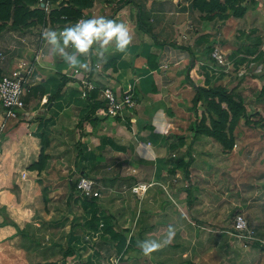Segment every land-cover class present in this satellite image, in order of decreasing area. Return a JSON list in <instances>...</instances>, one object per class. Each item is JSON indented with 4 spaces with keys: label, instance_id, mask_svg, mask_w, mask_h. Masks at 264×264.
<instances>
[{
    "label": "crops",
    "instance_id": "crops-1",
    "mask_svg": "<svg viewBox=\"0 0 264 264\" xmlns=\"http://www.w3.org/2000/svg\"><path fill=\"white\" fill-rule=\"evenodd\" d=\"M194 1L132 0L119 7V0H96L93 8L84 12V17L104 15L123 21L132 30V44L126 52H117L112 46L103 56L93 52L82 58L93 67L97 101L105 88L121 95L134 93L137 105L126 121L102 112L90 114L92 102L79 80L69 76L74 69L53 54L43 38L45 29L61 28L47 23L41 32L3 33L2 77L20 61L37 64L20 117L6 121L0 109V127L4 126L0 142V264H264V245L235 239L227 221V212L236 209L246 214L258 232H264V201L255 203V195L250 193L264 184L255 174V165L243 155L245 165L239 168L233 161L237 149L225 154L219 147L203 145L204 139L197 137L193 147L172 145L176 136H193L186 122L193 118L189 107L194 87L204 86L209 73L203 69L210 61L207 46L235 51L231 56L240 57L239 48H232L238 46L234 34L239 27L264 22V0H246L244 17L223 21L204 19ZM73 128L81 145L77 159L81 173L76 174L103 187L98 200L103 216H112L114 230L127 239L121 253L116 242L107 237L113 244L99 240V245H89L96 239L90 235L93 230L84 231V241L74 233L77 215L67 206L74 199L70 179L75 176L67 175L70 170L63 166L65 138ZM43 136L48 141L49 159L40 172L30 166L40 158ZM182 156L185 162L191 161L189 177L182 169L173 172L175 161ZM219 172L232 176L228 175L229 181L224 178L230 192L212 189ZM142 183L151 185L145 194L131 191ZM236 185L241 192H234ZM234 194L241 199L234 200ZM62 206L64 226L55 212ZM81 212L83 216L78 217L82 216L83 222L90 219ZM170 225L174 234L168 238ZM61 233L65 238L59 242ZM145 238L160 239L162 244L145 254L138 246Z\"/></svg>",
    "mask_w": 264,
    "mask_h": 264
},
{
    "label": "trees",
    "instance_id": "trees-1",
    "mask_svg": "<svg viewBox=\"0 0 264 264\" xmlns=\"http://www.w3.org/2000/svg\"><path fill=\"white\" fill-rule=\"evenodd\" d=\"M55 4L60 2V7L53 9L50 13H46L41 8L40 0H0V36L8 29H22L36 24H45L48 20L59 28H63L66 25L74 23L83 17V10L89 8L92 5V0H51ZM246 0H195L193 6L196 10L203 14V18L206 20H227L231 17L242 18L247 13V7L243 6ZM132 0H119V7L125 6L131 3ZM40 4V8L36 7ZM216 47L212 45L207 46L208 53L210 54L209 64L203 69L209 72L210 66L213 67L216 64L212 58V52ZM253 51L250 55H254ZM236 58V56H231ZM245 58V57H244ZM241 58V61L244 60ZM256 61H264L263 53L259 52L255 56ZM2 78V72L0 70V80ZM206 87L195 86V96L192 100L193 108L197 118L193 125L189 127V131L193 133V136L189 138L185 136H176V141L172 143L175 146H186L193 144L192 141L197 135H206L213 138L216 142L220 143L224 149V153H229L233 150L235 145V129L241 125L244 128H255L259 131L264 130V120L251 121L253 115H259V111H248L245 106L244 98L238 93L236 87H225L221 85H211L212 78L209 73L205 77ZM60 90L52 97L54 99ZM120 98L121 94L115 92ZM101 94V93H100ZM98 91L94 89L87 93V99L92 104L90 114H96L98 112L105 113L108 108V104L100 99L98 100ZM101 97V96H100ZM259 99L264 102V85L260 89ZM51 100V99H50ZM199 107L205 108L209 117L200 118ZM90 116V115H88ZM87 116V118H88ZM210 119L209 123L208 120ZM126 124V123H125ZM128 125V123H127ZM48 143L45 136L42 137V150L38 162L33 163L30 168L42 172L49 159V155L46 154L45 144ZM177 167L173 172L178 169H182L188 176L190 171V162H185L183 156L175 161ZM73 193L76 192V186H71ZM47 203V201H46ZM81 206L84 213L90 216L89 223L93 229L99 228L100 221L103 220L102 235L109 240L116 242L119 253L125 251L127 239L119 232L114 230L113 217L103 216L100 205L97 198L87 199L84 198L81 202ZM255 244L261 245L258 242ZM264 248V246H262Z\"/></svg>",
    "mask_w": 264,
    "mask_h": 264
},
{
    "label": "rangeland",
    "instance_id": "rangeland-1",
    "mask_svg": "<svg viewBox=\"0 0 264 264\" xmlns=\"http://www.w3.org/2000/svg\"><path fill=\"white\" fill-rule=\"evenodd\" d=\"M91 1V0H90ZM118 1V0H117ZM92 5L89 6V8H93L96 0H92ZM41 3V0H40ZM50 3V10H55L57 8L60 7V2L58 3H54L51 0H49ZM36 7L40 8V4H38ZM43 8V7H41ZM89 8L83 10V17L81 18H87L84 17V12L86 10H88ZM44 9V8H43ZM45 10V9H44ZM45 12L48 14L49 12H47L45 10ZM80 18V19H81ZM50 26L52 27H59L57 25H53L51 23V20L49 19L48 22ZM45 24H36V25H32L30 27H26V28H22V29H13V28H8L6 30L9 31H16V32H20V33H24L25 34L27 32L30 31H36L37 29H39L38 31H42L41 28H44L46 26L49 25ZM33 28V29H32ZM244 29V30H243ZM5 30V31H6ZM236 30V28H235ZM5 31L3 33H5ZM40 31V32H41ZM250 31V33L248 34L247 32ZM236 32V31H235ZM2 33V35H3ZM264 22H261V24L256 25L255 23L253 24L252 27L250 28H245V27H239V29L237 30V32L234 34L236 35V42L238 46H234L232 45L233 49H238L239 56L240 57H236V58H231L232 54L231 52H226L224 49H222L221 47H216L218 49H220L221 53L225 56V59L228 60L229 62V68H222L219 67L218 65H215L213 67L210 68L209 73H211L210 77L212 78L211 85L215 86V85H221V86H225V87H236L238 93L241 94V96L244 98V102H245V106L248 109V111H259L260 114L259 115H253L251 121H257L260 119L264 120V102L262 100L259 99V92L260 89L263 87L264 85V61H256V54L261 52L264 55ZM2 35L0 36V38L2 37ZM22 36V35H20ZM36 44H39V41L36 42ZM240 46V47H239ZM253 51L254 55H250V52ZM247 55V57L245 56ZM249 55V56H248ZM244 58L243 61H241V58ZM207 71V70H206ZM206 77V76H205ZM206 79V78H205ZM206 85V82L204 84V87ZM27 96V95H26ZM25 100H27V97H25ZM193 100V99H192ZM192 100L190 101L191 106L189 107V110L193 113V118L192 120H187L188 122H186V125L188 126V130L189 127L191 125L194 124L197 115L195 114L194 108H193V104H192ZM199 113L200 114V118L204 117H209L208 112L206 111L205 108H201L199 107ZM210 119L208 120L209 123ZM185 123V122H184ZM78 124V123H77ZM77 127V125H76ZM256 131H259L255 128H244L241 125H239L236 129H235V145L234 148L231 152L227 153L230 154L233 151H236L237 149V153L235 154L234 157V163L236 164L237 167L241 168V165H245L243 162H241L243 155L247 156L250 164L255 165L254 168L257 170L255 171L256 175H259V180L262 179V181H264V134H257ZM264 132V130H261L260 132ZM70 134L66 135L65 138V142H66V150L64 153V158H66V163H64L63 166H65L69 171V173L67 175H70L72 177L75 176V180L78 178L79 174L77 175L76 171H81L80 170V166H78L77 164L79 162H77V159L80 156V143H79V139H77V134L75 129H71L69 131ZM198 138V140L200 139H204V143L203 145H208L211 147H219L222 151L224 152V149L222 147V145L218 142H216L213 138L208 137L206 135H197L196 136ZM60 142V139L57 140V143ZM59 145V144H58ZM189 146V145H186ZM191 147H193L191 145ZM192 149V148H191ZM226 154V153H225ZM199 156V154H197ZM63 159V158H61ZM60 159V160H61ZM62 161V160H61ZM191 162V161H189ZM74 166L75 169L71 168V166ZM190 171V169H189ZM191 172V171H190ZM81 173V172H80ZM190 175V173H189ZM228 175H230V173L225 172L224 174H222L221 172L217 173L215 178L213 180H215V183L212 187V189L215 192H222L224 189H227L228 192H230L229 186H227V182L226 179L229 181ZM227 176L226 179H224ZM231 176V175H230ZM187 177V176H185ZM189 177V176H188ZM187 177V178H188ZM232 178V176H231ZM192 179V177H190V180ZM100 192L101 194H104L102 191H104L103 187L100 185ZM188 189V188H187ZM126 190V189H125ZM124 190V191H125ZM234 192L238 191L241 192V189L239 186H234L233 187ZM132 191V188H131ZM251 194H254L255 196L253 197L255 203H257L258 201H264V184L263 186H260L259 188L257 187V191H255V188L251 189L250 191ZM235 195V194H234ZM73 201H71L70 203H68L67 208L69 210H71L75 215H77V218H75L73 220V227L75 229L74 233L78 234V237L81 238V240H85V238H83L84 235V231H88L93 230L94 232H92V234L90 233V235H92L91 237H93V235L96 236V239L93 241L94 244H89V245H99V240L101 241H106V243H110L113 244L112 242H109L107 239H105V237L102 235V226L104 221L101 220L100 221V226L97 229H93L90 227V223H89V219L88 217L85 218V221H82V212L84 213V210L81 206V202L83 200V198L76 192L73 193ZM234 200L236 199H241L240 197H237V195H235ZM100 200V199H98ZM233 200V201H234ZM56 211L58 212V214L61 215V218L58 219L57 221L59 223H61L62 226L66 225L65 220H63L65 218V215H62V213L65 210V207H56ZM260 210V209H259ZM242 213L239 210H231L227 212V221L229 222V226H228V230L233 231L234 230V217L239 214ZM79 216L78 215H81ZM244 214V213H243ZM246 216V214H245ZM57 217V216H55ZM247 217V216H246ZM66 222H68V220H66ZM252 224V223H251ZM252 226L255 227L259 237H263L264 238V232H258L257 226H255V224H252ZM101 231V234H100ZM63 233H61L62 235ZM98 235V237H97ZM101 236V237H99ZM62 238L58 239V241H63L65 237H63V235L61 236ZM237 239V238H235ZM239 240V239H238ZM240 241V240H239ZM102 242V243H103ZM63 243V242H62ZM243 243V242H242ZM55 244V243H54ZM105 243H103L104 245ZM244 244V243H243ZM57 245V244H56ZM58 245H67V243L65 244H58ZM107 245V244H106ZM65 252V251H64Z\"/></svg>",
    "mask_w": 264,
    "mask_h": 264
},
{
    "label": "built area",
    "instance_id": "built-area-1",
    "mask_svg": "<svg viewBox=\"0 0 264 264\" xmlns=\"http://www.w3.org/2000/svg\"><path fill=\"white\" fill-rule=\"evenodd\" d=\"M42 7L47 11L50 10L49 0H41ZM41 55V50L34 57L37 62ZM2 58V57H1ZM4 58V57H3ZM212 58L216 64L222 68H229V62L221 53L220 49L215 48L212 52ZM37 63L32 61H20L16 68L10 73L4 75L0 80V109L3 110L6 121L10 119H18L20 114L25 110V97L28 92V86L34 75ZM99 66H97L98 68ZM92 65L85 69H74L69 75L72 78L79 80L83 90L87 96L88 92L95 89L92 82ZM101 98L108 104L106 115L126 121L128 115L136 108V100L134 93L127 91L120 98L116 95L113 89L105 88L101 91ZM4 126L0 127V142ZM70 182L76 186L77 193L84 199L101 198L100 187L97 182L84 175H79L78 178L70 179ZM151 187L149 184H138L132 187V192L137 195L145 194ZM233 235L244 244H253L258 242L264 245V238L259 237L256 229L250 224L247 217L239 213L234 217Z\"/></svg>",
    "mask_w": 264,
    "mask_h": 264
},
{
    "label": "clouds",
    "instance_id": "clouds-1",
    "mask_svg": "<svg viewBox=\"0 0 264 264\" xmlns=\"http://www.w3.org/2000/svg\"><path fill=\"white\" fill-rule=\"evenodd\" d=\"M43 38L51 46V52L63 58L64 62L73 69L87 68L82 58H87L95 52L103 56L110 47L124 53L132 44L133 34L130 26L104 15L81 18L74 23L57 30L45 29ZM174 234L170 225L168 238ZM162 241L157 238H145L138 241L143 253L149 254L158 249Z\"/></svg>",
    "mask_w": 264,
    "mask_h": 264
}]
</instances>
